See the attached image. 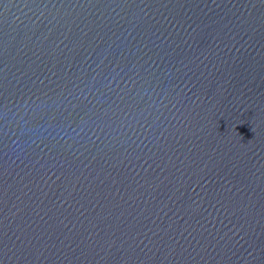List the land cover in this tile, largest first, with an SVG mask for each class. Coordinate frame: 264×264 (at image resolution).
<instances>
[{
	"label": "water",
	"instance_id": "water-1",
	"mask_svg": "<svg viewBox=\"0 0 264 264\" xmlns=\"http://www.w3.org/2000/svg\"><path fill=\"white\" fill-rule=\"evenodd\" d=\"M0 264H264V0H0Z\"/></svg>",
	"mask_w": 264,
	"mask_h": 264
}]
</instances>
